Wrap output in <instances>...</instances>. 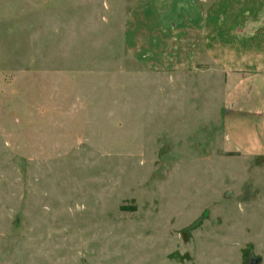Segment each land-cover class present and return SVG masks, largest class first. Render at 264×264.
Instances as JSON below:
<instances>
[{
	"label": "rangeland",
	"instance_id": "rangeland-1",
	"mask_svg": "<svg viewBox=\"0 0 264 264\" xmlns=\"http://www.w3.org/2000/svg\"><path fill=\"white\" fill-rule=\"evenodd\" d=\"M143 1L0 0V264H264L263 29Z\"/></svg>",
	"mask_w": 264,
	"mask_h": 264
},
{
	"label": "crops",
	"instance_id": "crops-1",
	"mask_svg": "<svg viewBox=\"0 0 264 264\" xmlns=\"http://www.w3.org/2000/svg\"><path fill=\"white\" fill-rule=\"evenodd\" d=\"M217 1L218 0H144L142 3H140L139 8L137 7L136 9L139 10V12L143 11L147 14L153 10V12H155L154 15L156 16L152 18L148 17L150 14L148 16L146 14V16H144L142 19L139 20V18H132V21H140L143 24H148V21H150L155 25L168 23L170 21L168 14L172 12L171 7L175 6L177 19L175 23L171 22L174 23V29L191 30L192 32L193 30H198L205 32L206 27H208L209 19L213 17L212 9ZM235 4L237 5L236 7H238L241 12H243V14H246V16L254 14L255 19L248 22H254L256 29H263L259 46H264V0H251L249 3H247L246 0L245 2L244 0H239L238 2H235ZM247 4L250 5L247 6ZM244 21L246 22V20ZM257 36L259 37V34ZM211 37L213 36L211 35L209 37L207 35V38H205L204 42L202 43L205 45H213L214 43ZM257 58L258 57H256V59ZM259 68L264 70V66H258L257 69ZM259 77L264 78V74H260Z\"/></svg>",
	"mask_w": 264,
	"mask_h": 264
}]
</instances>
